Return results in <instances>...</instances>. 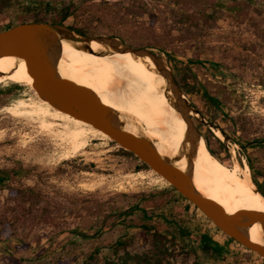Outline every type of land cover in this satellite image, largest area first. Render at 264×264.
I'll return each mask as SVG.
<instances>
[{
	"label": "rangeland",
	"instance_id": "rangeland-1",
	"mask_svg": "<svg viewBox=\"0 0 264 264\" xmlns=\"http://www.w3.org/2000/svg\"><path fill=\"white\" fill-rule=\"evenodd\" d=\"M217 1L225 10L227 0ZM68 2L70 0H0V31L9 25L14 26L19 20L29 19L33 14L56 16L58 9ZM93 2L100 3L102 0ZM105 2L109 5L119 2L120 5H106L112 13L109 15L106 12L101 19L96 20L99 14L90 12L81 18L69 17L63 25L67 27L76 23L80 26L85 18H92L95 19L92 27L103 34L111 20L126 19L125 9L129 10L128 20L137 18L148 23V15H140L139 8L133 4L138 7L144 2L153 7L158 21L155 23L156 30L165 29L174 37L169 58L153 50L163 55L180 89L183 85L187 90V95L183 94L198 112V115L193 116L194 126L204 139L209 153L213 154H203L202 160L213 156L220 163H225L227 166L223 165L228 171H234L231 167H244L247 164L246 156L249 155L253 164L263 170L258 176L259 183H262L264 147L243 151L237 141L264 140V41L256 38L254 31L247 25L236 24L228 18L227 13L231 12L223 13L216 21H208L204 27L200 25L194 28L185 24L180 9L173 6L170 0ZM45 4L49 7L29 11V8ZM51 7H56V11H51ZM99 20L102 22L99 23ZM261 22L264 25V17ZM124 44L132 47L129 43ZM195 59L203 64L199 66L191 63ZM0 81H4L0 83L2 90L17 85L13 95L2 99L5 106L0 109V168L14 165L35 167L49 176L50 195L58 196L60 200L70 195L78 206L96 208V205L106 203L124 207L138 203L147 209L148 215L154 212L156 216L145 223L176 239L173 256L168 257L164 264H256L249 257H241V263L240 257H226L224 254L207 257L200 244L203 234L224 243L228 237L194 206L187 209L186 203L177 196L163 195L160 199L156 198L159 193L166 194L171 190L167 181L150 168L137 171L135 167L138 162L118 154V145H112L105 133L54 109L46 99L38 97L31 82L16 80L14 74L3 76ZM205 92L218 97L221 105L209 108L203 97ZM42 121L56 122L59 126L55 127L54 132L65 134V137H76L80 145L86 144L81 149L72 148L68 140L61 141L50 136ZM214 129L221 132L223 139L214 134ZM59 167L62 171L57 170ZM4 195L0 194L1 200ZM164 199L169 202L167 207L154 210L153 203ZM105 215L108 216L93 220L94 229L84 230L87 233L85 238L74 237L69 232L54 235L48 231H37L27 238L15 235L1 237L0 264H83L87 259L85 256L94 247L111 245L118 239L129 240L130 253H141L149 248L150 238L144 237L139 227H129L118 221L109 209L105 210ZM97 229H101L100 233H96ZM69 241L74 242L70 244ZM108 254L109 250L106 249L100 255ZM105 258L111 257H96L99 264ZM256 260L258 264H264L259 263V258Z\"/></svg>",
	"mask_w": 264,
	"mask_h": 264
},
{
	"label": "trees",
	"instance_id": "trees-1",
	"mask_svg": "<svg viewBox=\"0 0 264 264\" xmlns=\"http://www.w3.org/2000/svg\"><path fill=\"white\" fill-rule=\"evenodd\" d=\"M170 2L173 6L180 9L183 21L187 26L196 28L203 25L202 27H204L208 21H216L218 16L223 15L225 12H231L227 13L228 18L232 19L236 24L247 25L254 31L256 38L264 41V25L261 22V19L264 17V14H262L264 12V0H257V2L254 0H227L225 10L217 0H170ZM251 2H256V4H252ZM106 5H109V3L105 2V0H102L100 3H94L93 0H77L76 2L70 0L66 5L63 4L58 9L56 16L43 17L38 14H33L29 19L17 21L14 26L22 23H52L63 25L69 17L75 19L81 18L90 12L94 15L99 14L95 17L98 20L105 17L106 12L111 15L110 7ZM119 5V2H115L109 6ZM44 6L49 7L48 4L36 5L32 9L29 8V11H35L37 8L42 9ZM132 6L139 8L140 15H148L150 18L149 22L138 21L137 18L133 19L132 17V20H128L129 10L125 9L126 19L124 21L120 19L111 20L109 22L110 26L108 28L106 27V33L103 34H100L97 28L92 27V23L95 20L92 18H85L80 26L75 23L67 27L83 36L107 35L117 37L124 43H129L135 49H155L166 54L169 58V51L174 42V37L165 29H161L160 31L156 30L155 23L158 21L155 18V9L147 6L144 2L138 7L136 4ZM259 7L260 12H258ZM51 11H56V7H51ZM118 11V9L115 10L116 13ZM98 22L101 23L102 21L99 20ZM11 27L13 25L7 26L2 31ZM129 27H133V29L130 30ZM191 63L199 66L203 64L198 59L191 60ZM181 87L183 93L187 95L185 87L183 85ZM15 88H17V85L13 84L8 89H0V109L5 106L2 99L13 95ZM203 97L206 99L209 108L219 107L221 105L218 97L210 93L205 92ZM248 142L251 141H237L238 145L243 148V151L255 147H264V143L261 141L246 147L245 145ZM111 144L115 145L113 142ZM118 154L132 158L138 162L135 167L137 171L149 170V167L140 162L132 153L119 148ZM246 161L249 171L251 170V180L260 195H263L262 197L264 198V179L262 183L258 181V176L263 173V170L253 164V160L249 155L246 156ZM65 164H68V162H65ZM223 164L226 165L225 163ZM57 170L62 171L60 167ZM48 179V175L37 171L35 167L14 165L0 168V194L5 193L3 200L0 199V238L10 235L27 238L37 231H48L54 235L69 232L74 237L85 238L86 231L93 228V220L100 216L107 217L108 215H105V210L109 209L110 214H114L118 221L125 223L129 227H139L140 231L144 233V237L148 236L150 238L149 248L141 253H130L128 251V247L131 244L129 240L118 239L111 245L107 244L105 246L94 247L85 256L87 259L83 264H99L100 261H97L96 257H111L110 259L105 258L102 264H164L168 257L173 256L172 253L175 250L176 242L175 237H168L158 230L152 229L151 225L145 223L147 220H152L153 216H156L154 212L151 211L152 213L148 215L147 209L141 207L138 203L124 207H116L106 203L98 204L96 208L78 206L76 201L71 199L72 196L70 195L62 200L58 196L50 195L48 192ZM27 181H31L32 183L29 184ZM163 195L165 197L167 195L177 196L180 201L186 203L187 209L193 206L173 188L166 192V194L159 193L156 198L160 199V196ZM168 204L169 202L166 199L164 201H155L153 203V209L160 210L163 207H167ZM85 229L86 231H84ZM100 231L101 229H97L96 233H100ZM228 239L234 242L232 239ZM69 242L72 244L74 241ZM200 244L202 251H213L217 256H220L221 249L209 236L203 234L200 237ZM106 249L109 250L108 256L100 255Z\"/></svg>",
	"mask_w": 264,
	"mask_h": 264
},
{
	"label": "water",
	"instance_id": "water-1",
	"mask_svg": "<svg viewBox=\"0 0 264 264\" xmlns=\"http://www.w3.org/2000/svg\"><path fill=\"white\" fill-rule=\"evenodd\" d=\"M62 41L71 42L76 48L92 53L94 51L91 49V43L96 42L102 47L96 52L100 56L130 53L135 57H148L151 60L155 72L167 82L166 90L169 92L172 106L187 125L185 141L191 148L186 155L189 164L186 171L179 170L171 165L169 159L161 157L152 138L147 136L136 122L102 104L90 89L78 85L69 79L67 74L64 80L61 79L58 62ZM3 56L20 57L28 61L35 92L39 98L46 99L54 109L105 133L119 148L132 153L140 162L167 181L226 237L264 259V246L252 242L245 232L246 229L258 224L264 236V212L237 211L228 214L219 205L199 193L192 183L191 162L196 142L202 138L193 123V116L198 115V112L181 91L163 55L155 53L153 49H134L117 37L83 36L65 25L22 23L0 32V57ZM127 122L137 125L135 134L123 130V125ZM256 142L258 141L248 142L245 146ZM254 189L259 193L255 185Z\"/></svg>",
	"mask_w": 264,
	"mask_h": 264
},
{
	"label": "bare ground",
	"instance_id": "bare-ground-1",
	"mask_svg": "<svg viewBox=\"0 0 264 264\" xmlns=\"http://www.w3.org/2000/svg\"><path fill=\"white\" fill-rule=\"evenodd\" d=\"M61 45L58 62L61 79L64 80L67 74L78 85L90 89L102 104L136 122L147 136L155 139L153 144L161 157L169 159L171 165L181 171L188 169L186 155L191 146L185 141L187 125L170 102L167 82L155 72L148 57H135L130 53L100 56L96 52L102 47L96 42L91 43L94 53L80 50L67 41H62ZM10 74H14L16 80L31 82L35 89L31 66L25 59L0 57V78ZM41 123L50 136L61 141L68 140L72 148L81 149L86 144L80 145L76 137L54 132L59 126L56 122ZM136 126L127 122L123 130L135 134ZM213 132L223 139L219 130L214 129ZM205 153L209 151L201 138L196 142L191 162V180L196 190L228 214L237 211L264 212V200L255 192L253 181L250 182L251 170L247 164L244 167L235 165L231 167L234 171H228L213 156L203 161ZM245 232L252 242L264 246V236L258 224Z\"/></svg>",
	"mask_w": 264,
	"mask_h": 264
},
{
	"label": "crops",
	"instance_id": "crops-1",
	"mask_svg": "<svg viewBox=\"0 0 264 264\" xmlns=\"http://www.w3.org/2000/svg\"><path fill=\"white\" fill-rule=\"evenodd\" d=\"M212 241L216 242L218 244V247L221 249V255H225L226 257H240L239 263L242 262L241 257H249L254 263L258 264V261L256 260L259 258V263H264V259L260 258L257 254L250 252L246 249H243L240 245H238L235 242H231L229 239H227V242H218L215 241V239H212ZM204 254L207 255V257H220L217 256L213 251H206ZM241 259V260H240ZM242 264H247L246 262Z\"/></svg>",
	"mask_w": 264,
	"mask_h": 264
}]
</instances>
